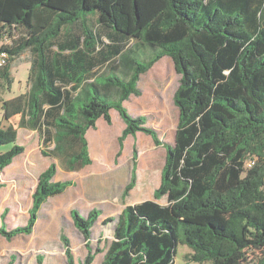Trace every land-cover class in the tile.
Segmentation results:
<instances>
[{
  "label": "trees",
  "instance_id": "1",
  "mask_svg": "<svg viewBox=\"0 0 264 264\" xmlns=\"http://www.w3.org/2000/svg\"><path fill=\"white\" fill-rule=\"evenodd\" d=\"M93 18L109 30L108 43L91 27ZM74 25L79 35L71 32ZM5 37L11 42L0 47V90H10L14 63L25 53L30 67L27 91L0 97V147L11 145L0 152V173L25 150L18 129L36 132L42 145L53 143L50 154L41 150L53 161L38 176L26 225L9 230L1 221V237L33 232L43 204L73 186L53 181L55 161L68 172L90 165L86 132L100 118L110 124L114 109L125 125L118 156L125 138L142 132L163 147L165 162L153 200L103 220L114 227L105 251L95 250L103 253L101 264H174L178 245L191 250L186 258L194 263L264 264V0H0ZM137 41L162 52L137 62L130 55ZM164 56L180 76L172 96L173 145L124 107L131 95H141L140 77ZM106 72L100 95L87 99V92L79 107L82 82L95 84ZM107 95L114 100L101 97ZM16 117V126L2 123ZM132 160L122 200L136 186L134 146ZM164 197L166 204L158 203ZM99 216L95 208L86 217L70 211L86 248ZM60 240L67 264H74L68 239ZM95 253L87 249L81 264H92Z\"/></svg>",
  "mask_w": 264,
  "mask_h": 264
},
{
  "label": "rangeland",
  "instance_id": "2",
  "mask_svg": "<svg viewBox=\"0 0 264 264\" xmlns=\"http://www.w3.org/2000/svg\"><path fill=\"white\" fill-rule=\"evenodd\" d=\"M91 27L97 32L104 43H108L110 36L109 30L103 29L97 25L96 20L91 19ZM71 32L79 35L78 25L71 27ZM17 31H13L14 37ZM8 37L0 39V47L10 44ZM162 52V48L151 46L142 42L136 43L130 55L137 62L148 61L153 55ZM30 67V54L25 53L14 63L12 77L14 80L10 90H0V97L4 101L10 100L19 94L27 91V77ZM99 70L96 71V73ZM77 74L76 78L82 76ZM108 72L96 78L95 84L87 82L81 84L82 93L77 99V104L82 106L86 93L89 92L90 99L92 95L99 93V85L108 81ZM114 74L112 73L110 77ZM114 77V76H113ZM75 78V79H76ZM180 76L175 72L173 62L168 56L162 57L155 65L140 77L138 87L141 95L136 97L131 95L124 102V107L132 116H144L146 118V127L154 129L162 143L173 145L174 135L178 121V111L173 105L172 96L178 87ZM107 102H112V95L101 96ZM2 111L0 109V120ZM4 125L18 123V117L11 122H2ZM124 123L116 110L111 109V122L106 123L102 118L97 123V129L89 130L86 138L89 142V153L93 160V165L88 170L67 172L63 168L61 161L57 160V173L54 182L72 181L73 187L78 186L77 190L85 183L86 178L95 177L99 169L100 160L103 153L107 150L109 156L106 169L109 174L117 175L112 186V195L120 197L124 185L129 182L132 171V150L133 146L137 150L136 160V187L131 192L130 197L123 201H128V205H134L141 201L153 200V191L159 186L161 170L165 162V150L161 146H156L151 137L142 132H137L133 136H127L122 143L121 154L118 156L120 144L118 137L121 135ZM17 144L24 147V153L12 164V169H4L0 176L3 187H0V222L4 221L7 229L26 225L29 218V209L32 204V194L35 191L38 176L53 161L51 158L42 155L41 150L50 154L53 149V143L46 142L41 144L38 134L25 129L17 130ZM11 145L0 147V152L10 149ZM6 170V171H5ZM42 173V172H41ZM71 187V186H70ZM69 194L49 198L43 204L39 211L37 222L33 232L30 235H19L11 241H7L0 236V264H67L63 243L60 240L61 235L69 241L74 264H81L87 254V249L95 253L97 248L105 251L107 242L112 239L113 223L102 225L105 220L104 215L100 216L91 229V241L89 248H86V241L81 232L73 225L70 217V211L73 208L66 204L70 203ZM112 196V197H114ZM111 197V196H110ZM122 199V198H121ZM158 203L165 205L166 198H162ZM80 209L81 207L78 206ZM98 209V207H97ZM76 210V208H75ZM5 211V217L1 220V215ZM89 212V211H88ZM86 211L80 214L86 217ZM191 250L186 245H178L174 256V264H199L189 261L186 255ZM41 259V260H39ZM103 253H95L92 264H101Z\"/></svg>",
  "mask_w": 264,
  "mask_h": 264
},
{
  "label": "crops",
  "instance_id": "3",
  "mask_svg": "<svg viewBox=\"0 0 264 264\" xmlns=\"http://www.w3.org/2000/svg\"><path fill=\"white\" fill-rule=\"evenodd\" d=\"M109 114H110V118H111V110L109 111ZM100 119L97 120L96 127L94 129H89V130H95V129H97V123H98V121ZM124 127L125 126H123V129H124ZM89 130H87L86 135L89 134ZM86 135H85V137L88 136V135L87 136ZM88 149H89V142H88ZM21 155H19V156H21ZM19 156H17L13 160V162L11 163V165H9L5 169L17 170L15 168L12 169L13 168L12 164L18 159ZM89 156H90V153H89ZM108 156H109V152L106 150L103 153V158L100 160V165L97 168V169H99V171L97 172L98 175H96L95 177H92V178L88 176V178H86L85 183L80 188V191L77 190V187L78 186L77 187L76 186H74V187L71 186V187L67 188L62 194H60V195H64L66 193H70L69 194V199H71L70 200V203L69 204H66L68 207L73 208V209L76 208V210H78L79 213L82 210L83 211H86V212H88V211L90 212L93 208L97 209V207H98L97 210L100 211V216L104 215V217H107L108 218V217H116V216H118L121 213V211L123 210V208L126 205L129 204L128 201H123L121 199V196L118 197V198H116L114 195H112V191H111L112 190V186L114 184L115 179H117L119 177V174H117V175L114 176L112 174H109V172H107L106 169L102 168L103 166L107 165V158H108ZM90 159H91V164L88 165V166H85L81 170H84V169L85 170H88V169H90L92 167L93 160H92L91 157H90ZM81 170H79V171H81ZM3 172H4V170L0 173V176H2ZM41 172H43V171H41ZM71 173H75V172H71ZM55 176H54V178H55ZM65 181H68V180H65ZM136 183H137V181H136ZM0 184L2 185L1 180H0ZM125 186L126 185H124V187ZM2 187H3V185H2ZM123 190H124V188H123ZM123 190H122V192H123ZM131 192H130V194H129L128 197L131 196ZM60 195H57V196H60ZM112 196H114V197H112ZM137 200H138V203L142 202L140 200V198L137 199ZM78 206H80L81 209ZM109 242H107V244Z\"/></svg>",
  "mask_w": 264,
  "mask_h": 264
},
{
  "label": "built area",
  "instance_id": "4",
  "mask_svg": "<svg viewBox=\"0 0 264 264\" xmlns=\"http://www.w3.org/2000/svg\"><path fill=\"white\" fill-rule=\"evenodd\" d=\"M4 59H5V57H4V55H2L1 60H0V64H3V63L5 62ZM247 163H248L247 166L250 167V166L252 165L253 162L248 161Z\"/></svg>",
  "mask_w": 264,
  "mask_h": 264
}]
</instances>
